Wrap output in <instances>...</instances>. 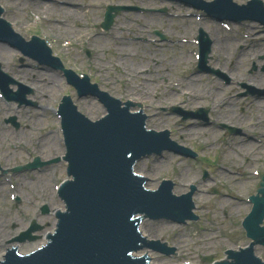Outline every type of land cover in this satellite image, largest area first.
<instances>
[{
  "label": "rangeland",
  "instance_id": "rangeland-1",
  "mask_svg": "<svg viewBox=\"0 0 264 264\" xmlns=\"http://www.w3.org/2000/svg\"><path fill=\"white\" fill-rule=\"evenodd\" d=\"M54 1L57 6L59 5V7L65 8H67V6H61L62 4H59L58 1L66 3L76 1L78 3L76 10L80 12L82 11V16L79 19L80 22H76L77 20L74 21V19L69 17H64L63 19L65 22L63 24L66 23L68 25L66 28L68 29L76 30L77 28L75 26H77L78 23H81V27L85 26V28H83L85 34L82 38H71L70 35H65L63 32L65 27H62L63 24L56 25L51 20L53 19L52 16L50 17V21L43 20V14L36 13L33 10V7L40 3L39 0H0V4L5 8L4 17L17 26L19 29H17L18 32L22 30L20 32L24 33L28 37L29 35H36L37 37L44 39L50 50L55 52V56L66 64L67 67L75 72H86L89 76H91L92 81L96 82L100 88L107 90L111 95L121 100L127 99L144 104V112L150 114L149 120L146 121V127L148 129H154L157 131L163 129L171 130L172 132H170V136L173 139L183 141L189 145L199 146L200 149H203L205 152V154L195 160L176 157L174 154L166 152L164 153V158L159 160H152L153 158L146 159L140 162L137 168L139 172H142V168L144 171L143 173H145V175L149 178L148 186L150 188L157 187L162 178H172L171 175L175 177L172 178V180H176L177 184L174 191L175 194H182L188 190L190 185H194L196 187L195 195L196 193L200 194L203 200L207 201V205L199 213L201 216L209 215V217H212V219L210 217L208 221L201 220V224L204 227L206 226L208 230L202 234L196 231V238L189 237L194 230L193 222H190L188 225L185 224L184 226H178L177 224L165 221L162 223H146V225H148L147 227H154V229H151L154 236H157L158 238H166L169 242H174L179 246V256L177 255L173 258H163L158 257V255H153L155 256L153 258V263L182 264L184 262H188L190 264H209V262L201 260L202 256L211 254L212 259L221 258L223 257L224 250L228 248H236L234 247L236 244H239L240 246L246 244L247 241L245 240L241 227H239L238 230H235V236H230V232L241 224V220L246 214L244 211L249 209L245 197L247 195V191H250L249 188L258 182V177L260 176L259 171L264 170V163L261 162L255 166V169L259 172V176H256V178L252 177L251 182L249 180H245L246 182L239 180V178L246 177L239 171L241 168H237V166H241L243 160L237 157L229 159L228 152L231 145L224 147L227 140L235 139L236 137L223 135L217 124L201 127L202 133L199 137H194V135L191 136L187 133V131L191 123L197 120L188 119L181 122L180 117L161 111L157 107L155 108V112H157L158 115L153 117L152 111L147 109L148 104H152V106L154 104H161L159 106L178 105L187 109L184 104H177L178 101L174 98V93L166 87L167 84H171V86L178 85L177 87L179 88L180 83L183 81L181 78L189 76L191 73L194 56L190 54L188 63L184 64V67H181V64H179L180 66L178 65L176 74L169 73L171 71L169 65H160L159 69H161V71H164L165 67H167V71L163 73L168 79H166L164 83L162 80L158 79L156 74H153L152 63H150L148 59L143 60L142 53H144V51H156L157 53H161L159 55L161 58H165L167 56L166 53H162L163 51L158 50L159 48L151 47L153 42L150 40L155 38V30H160L167 35L171 30L167 28L170 27L169 25L180 24L183 25V28L188 33L194 31L195 36L198 34L199 29L197 30V28L201 26L213 38L214 50L216 47V41L222 42L225 45V48L229 47L230 50L227 52V55L229 56V60L233 62L232 74L237 81H246L248 78L249 81L262 85L264 84V72L260 70L253 72L250 70L252 69L251 63L254 61L260 64L258 57L256 58L254 56L259 53H264L259 50L256 53L251 52L255 50L253 46L255 44H259V46L264 48V27L255 22L244 21L241 25H234L233 23L225 22L230 26H223L224 28L222 27V29L221 26L215 24L214 20L207 18L201 11L187 9L188 7L180 4H177L179 6L174 7V5L163 2V0ZM233 1L238 4H245L247 2V0ZM261 1L264 4V0ZM107 4H133L142 9L121 12L114 19L111 29L104 31L99 27V24L102 21L104 7ZM160 7L166 8L167 13H160L158 11L159 9H162ZM188 12L192 15L185 16ZM195 14H198L201 17L200 20L196 19L198 15L196 16ZM134 15L142 18L150 16L157 22L160 21V24L149 27L144 31L135 27H126L123 30H116L113 28L117 19L123 20ZM30 17L33 18V21ZM229 28L231 29L229 30ZM207 33L206 35L208 36ZM94 35H96V37H93L90 40V38ZM58 37H62L60 42L57 40ZM239 45L244 46L245 49V46L247 45L252 46L250 49L247 48L243 51V48L241 51L238 48ZM86 50L89 51V56H86ZM9 51L11 52L8 56L5 57V55H3L5 59L0 58L5 65H8V67L16 68L21 65L26 66L27 62H31L30 60H27L28 58L22 57L21 55H19L20 58H24V60L19 62L16 59L18 52L12 49ZM178 55L179 54L176 56ZM97 59L100 61L98 62ZM31 63L35 67L40 65L35 62ZM142 63H144L145 66L138 69ZM125 67L128 69L133 68L137 71L139 70L140 73L135 77L132 74H128L129 72ZM224 73L228 75L229 70L227 72L224 71ZM57 77L55 79L52 78L55 81V85L52 83L50 85H45L47 90L45 94L48 95L49 93V96L40 98V101L37 100L36 97L30 98L35 100L39 106L37 107L36 105L37 108L35 107L36 111L34 112L33 118H31L29 114H24L27 109L20 108L18 110V117L16 119H20L22 121L23 127H25L26 123L30 124V128H27L26 130L21 129L19 132H13L10 130V136L3 132V128H5V126L0 122V165L3 169L13 168L21 162L23 164L25 157L22 155L25 154V151L36 152L37 154L44 155L46 158L52 155L61 154L64 149L60 141L61 137L59 140L58 136H52L50 138L45 136L47 138H42L37 137V135L39 132L41 133L44 125L45 129L43 131V135L57 133L58 127L55 123L58 118L56 119V116L54 115V123L52 116L45 113L51 112L52 109L58 105L64 94H70L69 96L76 107L93 120L104 113L103 107L97 100H94L91 97L85 98L86 100H78L74 90L67 85L65 81H62ZM149 79L155 80L157 84L153 82L150 83ZM184 84L185 86H188L187 84H189V86L192 87V92L197 90L199 84L201 88L205 90L203 97L200 99L196 96L188 100L187 94L184 95L177 93V95H179V100L190 103L195 109L198 107L206 108L209 112V123H211L219 113L218 107L213 106H216L217 103L220 102L222 106L225 105L228 109H225L227 112H221V114L234 112V116L231 117V121L229 122L230 124H234L238 128L242 129L246 136H256L254 131L248 130L244 127L246 119L253 117L252 120L248 122L256 121V110L253 108L251 103L252 99L250 97L239 98L238 94L240 90L236 85L225 86L223 84L224 86H222L215 82L210 75H198L196 78L184 81ZM214 86L220 87L222 91L216 90ZM168 98L173 101L172 104H164L161 102L162 100ZM195 98L199 100L195 101ZM159 101L160 103H157ZM164 101L166 102V100ZM0 107L1 119L7 113V106L0 103ZM46 107L49 110L44 111L43 109ZM28 108L34 109L33 107ZM221 135L222 138L220 141H212L213 138L218 139L217 137ZM181 136L183 137L178 138ZM44 139H51L52 143L46 146L37 144L38 141H42ZM207 139H210L208 147L202 145V142H200ZM239 139L240 138L238 137L236 140L238 141ZM217 149L218 152H215ZM222 154H224L227 158L226 164H220L223 163L221 159ZM206 156L208 161L204 162V165L200 166V164H202L201 158L204 159ZM219 158L220 161L215 162ZM205 165H207L210 171H214L215 166H217L215 172L208 173V177L206 179H202V172L205 171ZM56 166L57 167L55 168H51L49 172H45V180L48 184H44V190L37 188L34 191H30V188H27L26 184L22 186L25 176H30V174L25 175L23 172H20L1 176L0 185L1 182H5V184L1 188L4 190L3 193H0V227L4 225L0 228V249L2 247L0 253H2L5 248L7 241L6 238H11L27 226V221L31 217H36L39 220H42V224L45 226L43 230L37 232L40 236H43L46 232H50L54 228L55 218L53 215L41 216L37 211V207L45 202L52 210L63 209L62 202L56 197V194L53 191V183H59L65 177V164L60 162ZM177 166H182L178 175H182L184 180L194 179L195 183L193 184L188 181L187 183L180 185L177 173L172 171V169ZM54 174H56V176H54ZM20 176L23 177L19 178ZM9 179H11V182ZM234 179L238 180L235 181ZM16 182H21V184L18 185ZM27 182H30V180ZM9 183L16 184L17 189L12 190L9 187ZM224 186H229L231 191L222 190ZM212 187H221V191L216 196H213L209 191ZM27 189L29 190L27 191ZM253 190L254 187L251 189L248 196L253 194ZM12 192L16 194V197L20 198L19 206L12 201V197L10 196V193ZM223 193L234 195L238 200L225 198L224 196H221ZM37 196L42 199H38ZM220 201L230 202L229 204L233 203L235 207L231 210L232 212L228 211L227 213L229 214H222L220 212L222 210V208H220L221 205H219ZM234 215L237 217H234ZM203 219H208V216H204ZM6 230H8V235H5ZM173 230H176L177 233L176 235L174 234L175 236H170V234L173 233ZM179 237H182L181 242L178 240ZM42 239L43 237H40V239L34 242H24L19 245L23 249L30 250L39 246ZM2 243H4L3 246ZM179 243L182 244L179 245ZM256 249V254L264 260V247L257 246ZM183 259L185 260L181 261Z\"/></svg>",
  "mask_w": 264,
  "mask_h": 264
},
{
  "label": "water",
  "instance_id": "water-1",
  "mask_svg": "<svg viewBox=\"0 0 264 264\" xmlns=\"http://www.w3.org/2000/svg\"><path fill=\"white\" fill-rule=\"evenodd\" d=\"M181 1L218 18H254L264 23V9L258 0L249 2L247 9L231 0ZM111 22L109 17L103 25L108 27ZM8 39L16 46H24L29 53L33 51L17 38ZM32 55L44 61L40 53ZM89 93L108 107L110 114L106 118L91 122L76 113L68 100L61 109L67 144L65 158L72 176L61 190L67 212L59 215L57 231L46 247L26 257L10 255L3 264H145L144 259L131 256L138 248L132 217L137 213L172 216V211L177 210L179 199L173 200L168 191H145L144 179L132 172L140 158L170 147L167 134L148 133L144 116L130 115L127 108L121 109L119 102L111 101L103 93ZM263 214L264 198H256V206L244 222L254 239L264 235V228H259ZM233 257L234 264H261L250 249Z\"/></svg>",
  "mask_w": 264,
  "mask_h": 264
},
{
  "label": "bare ground",
  "instance_id": "bare-ground-1",
  "mask_svg": "<svg viewBox=\"0 0 264 264\" xmlns=\"http://www.w3.org/2000/svg\"><path fill=\"white\" fill-rule=\"evenodd\" d=\"M40 3L35 5L33 7V10H35L37 13H41L45 16L46 19H50V17L52 16L53 19H51L56 25H60L63 24L64 21V17H69L74 19V21L76 22H80V18L82 16V11H78L76 10V7L78 6L76 1H73L72 3H66V2H61L58 1L59 4H62L61 6L65 5L67 6V8L65 7H59V5L57 6L55 4L54 0H39ZM149 18V19H148ZM158 22L150 17V16H145V18L139 17L137 15L131 16V17H127L123 20L121 19H117L115 25L113 28H115L116 30H123L126 27H135L138 28L139 30L144 31L145 29H148L149 27H153L155 25H157ZM81 23L77 26H75L77 29L73 30V29H68L66 27H68V25L65 23L63 24L62 27H65L63 32L65 35H70L71 38H82V36H84V31L83 28L81 27ZM114 36V35H112ZM96 37V35L92 36L90 38V40ZM59 38V37H58ZM252 46V45H251ZM251 46H248L249 49L251 48ZM255 50L251 51L252 53H256L258 50L259 51H263L264 52V48L262 46H259V44H255L253 45ZM217 49V53L219 56H223L224 52H225V46L221 43H219L216 47ZM246 49L244 48L243 51H245ZM11 51H9V47H6V45H4L3 43L0 44V54H6L8 55ZM122 54V53H119ZM142 58L143 60L147 59L148 57L145 56V51L144 53H142ZM97 61L99 62L100 60L97 59ZM174 63H177V59H173ZM168 64L170 65V63L168 62ZM145 66L144 63L140 64V67L138 69H141V67L143 68ZM126 68V67H125ZM50 68L48 67H20L16 72L15 75L16 76H21V77H28L30 76L31 78H36L40 83H42L44 80L49 79L50 81L55 79V75L50 73ZM126 70L129 72L128 74H132L136 77L137 74H139V70L137 71L136 69H128L126 68ZM143 72V71H141ZM59 76H61L59 74ZM53 78V79H52ZM186 79V81H189L191 79V77L189 78H184ZM184 79L181 83V85L179 86V88L177 86H173L172 87V92L175 93H179V94H187L188 96V100H190L191 98L194 97H198L199 99L203 97L205 90L201 88L200 84L197 87V90L195 92H192L189 87L184 85ZM54 81V80H53ZM52 82V81H51ZM39 92L42 91V88L39 87L38 88ZM197 98H195V101L199 100ZM163 102H165L164 100H162ZM165 103H169V101L165 102ZM256 109L259 112L258 114V120H256V128H252L253 131L256 132V134L261 136H264V105L260 104V102L255 103ZM107 117V116H106ZM105 117V118H106ZM217 120L222 121V122H229V115L224 114V115H219L217 116ZM261 125V126H260ZM201 124H199L197 121H193L188 129V133L192 136L194 135V137H199L201 134ZM263 138V137H261ZM259 140H253L252 138H248L246 136L243 137V139L237 141L236 143H234V145L232 146V149L229 152V156L233 157V156H237V155H242L245 157H249V166L248 169L251 167V165H253V163L256 161V163L258 161H260L262 158H260V155L262 153H264V145H262V141ZM52 143V141H51ZM254 151H256V155L254 154ZM191 182V183H195L194 179L191 180H184L183 176L178 178V182L180 185L187 183V182ZM178 191V189H177ZM233 204V203H232ZM230 204L229 206L233 209V205ZM200 205H203V202H200L199 206H197V208H200ZM221 206L223 207H227V205L225 203L220 202ZM231 211V210H230ZM232 212V211H231ZM4 226V225H3ZM3 226H1L0 228H2ZM8 235V230H6V234ZM182 240V237H180ZM14 247L16 248V250L20 253H27L29 252L28 249H23L21 248L20 245H14Z\"/></svg>",
  "mask_w": 264,
  "mask_h": 264
}]
</instances>
